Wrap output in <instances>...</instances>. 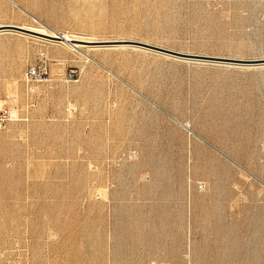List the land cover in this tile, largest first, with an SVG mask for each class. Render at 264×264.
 <instances>
[{
	"label": "rangeland",
	"instance_id": "374dc122",
	"mask_svg": "<svg viewBox=\"0 0 264 264\" xmlns=\"http://www.w3.org/2000/svg\"><path fill=\"white\" fill-rule=\"evenodd\" d=\"M14 1L102 43L0 31V109L36 101L0 129V264H264V64L116 42L264 58V0Z\"/></svg>",
	"mask_w": 264,
	"mask_h": 264
},
{
	"label": "water",
	"instance_id": "95a60500",
	"mask_svg": "<svg viewBox=\"0 0 264 264\" xmlns=\"http://www.w3.org/2000/svg\"><path fill=\"white\" fill-rule=\"evenodd\" d=\"M6 30H13V31H20L23 33H28L31 35L39 36L46 39L51 40H63V37L60 35H51L48 33H40L39 31H32L31 29L17 26V25H5L0 26V31H6ZM72 42H78L80 43H102L98 41H72ZM116 42H120L127 45H134L141 48H145L148 50H152L155 52H159L165 55H169L172 57H176L179 59H189V60H201L206 62H220V63H232V64H242V65H259L264 64V58L260 59H236V58H228V57H219V56H211V55H199V54H192V53H184L179 52L175 50H171L168 48H164L161 46L149 44L146 42L141 41H134V40H119Z\"/></svg>",
	"mask_w": 264,
	"mask_h": 264
},
{
	"label": "built area",
	"instance_id": "2783aa9c",
	"mask_svg": "<svg viewBox=\"0 0 264 264\" xmlns=\"http://www.w3.org/2000/svg\"><path fill=\"white\" fill-rule=\"evenodd\" d=\"M46 71H41L38 66H31L27 71V78L29 80H36L42 78ZM36 106V101L32 97H28L26 103L20 106L18 102H11L7 107L0 109V129H4L7 125L16 120H28L31 111ZM23 111L24 116H20Z\"/></svg>",
	"mask_w": 264,
	"mask_h": 264
},
{
	"label": "bare ground",
	"instance_id": "6f19581e",
	"mask_svg": "<svg viewBox=\"0 0 264 264\" xmlns=\"http://www.w3.org/2000/svg\"><path fill=\"white\" fill-rule=\"evenodd\" d=\"M51 35H58L56 34V32H52L50 33ZM60 36L63 37V40H52V41H56V42H60V43H64V44H70L73 48H78L79 46H81V44H79L78 42H72V41H83V40H77L72 38L71 36L67 35V34H61ZM39 37V36H38ZM46 39V38H45ZM47 40H51V39H47ZM122 45V44H121ZM145 49V48H144ZM152 51V50H151ZM88 58V57H87ZM259 65H263V64H259Z\"/></svg>",
	"mask_w": 264,
	"mask_h": 264
},
{
	"label": "crops",
	"instance_id": "0c3cea01",
	"mask_svg": "<svg viewBox=\"0 0 264 264\" xmlns=\"http://www.w3.org/2000/svg\"><path fill=\"white\" fill-rule=\"evenodd\" d=\"M14 3H16L14 0H12ZM0 2H1V0H0ZM6 2V1H5ZM17 4V3H16ZM18 5V4H17ZM21 9H23L24 11H28L27 9H25V8H23V7H21V6H19ZM5 10H6V7H5ZM0 15H1V13H0ZM1 17V16H0ZM5 25H17V26H23V25H19V24H15V23H8V22H5V21H2V20H0V26H5Z\"/></svg>",
	"mask_w": 264,
	"mask_h": 264
}]
</instances>
